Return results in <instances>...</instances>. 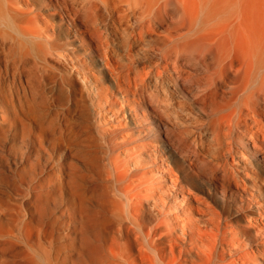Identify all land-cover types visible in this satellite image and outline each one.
<instances>
[{
  "label": "bare ground",
  "instance_id": "1",
  "mask_svg": "<svg viewBox=\"0 0 264 264\" xmlns=\"http://www.w3.org/2000/svg\"><path fill=\"white\" fill-rule=\"evenodd\" d=\"M0 114L26 206L61 208L0 228L2 264H264V0H0Z\"/></svg>",
  "mask_w": 264,
  "mask_h": 264
},
{
  "label": "rangeland",
  "instance_id": "2",
  "mask_svg": "<svg viewBox=\"0 0 264 264\" xmlns=\"http://www.w3.org/2000/svg\"><path fill=\"white\" fill-rule=\"evenodd\" d=\"M7 118L8 117L6 115L0 114V122L7 121ZM87 124L88 126H92L93 122L91 118L88 119ZM90 128H91L90 131H92V134H94L92 127ZM17 133H20V130H18ZM9 140H10V135L4 133V131L1 130L0 131V228L9 229L14 227V225L19 224L20 227H22L23 225V228H25V230L29 235L34 236L37 233V229L33 225L29 226L24 218L25 215L27 216L26 212H30L32 216L38 215V212H36L33 209L35 205L34 197L36 195H39L36 198V201H39V204L41 205L42 209L47 207L49 210H60L61 208L53 199H46V197L40 194L41 192L48 190L46 188L38 189V191H34L32 194H30L31 200L30 202H28V205L26 206L25 201L27 198V191L32 187L34 183H36V181H42L41 176L38 175L37 173L34 176L33 174H30L28 171L26 173V171L22 169V163H21L22 156L20 150L18 148H15L14 152L12 151L11 154L8 152L7 148H5L7 142H10ZM79 148L75 147L76 150H83L86 152L89 151V149L86 148H81V149ZM90 151L91 152L88 155H90V159L92 160L91 163H85L86 162L85 159L81 157H77L76 155H73V158L76 157L75 162L73 163L74 164L76 163L75 166L77 165L76 167L80 169V171L82 170L81 172H83L84 174L92 175L93 173L98 174V172H101L103 174L104 166L107 164L108 155H109L107 149L105 147L99 146L97 148L90 149ZM46 157H47V152L45 153L44 151H41L40 158L42 160V163L43 160H46ZM86 165L90 166L88 170L86 169L87 168ZM26 169L28 170V167ZM47 172H49V169L44 170L45 174ZM100 184L102 185L101 188L102 192L104 191L103 199L108 201L114 199L113 197L114 185L110 182H107L104 178L103 181L100 178ZM89 185H91V182ZM66 191L68 192L67 188L63 191V195H62L63 199L65 200L64 201L65 203L67 201L69 202L70 200L67 198L68 193L66 195ZM91 207H95V204L94 205L91 204ZM66 219L67 218L63 216L60 217L58 221V225H56L55 227L57 234L59 233L58 235L62 238L61 242H69L70 241L69 236L72 233V226L67 223ZM14 220L16 222H14ZM21 221H25V222L23 223ZM103 230L105 233L110 235V227L104 225ZM0 238L6 240L12 238V236L3 234ZM1 249H2L1 251L6 255L5 257H3L6 260L16 259V254L20 253V257L24 258V264H34L32 262V258H28L29 256L25 254L24 250L22 249V246L11 244V242L3 241L1 244ZM21 249L22 251H20ZM72 253L73 251L69 249L62 251L57 256V259H55L54 263L55 264H85V263H81L80 258L73 256ZM39 263L45 264V262L41 259L39 260ZM0 264H2L1 258H0Z\"/></svg>",
  "mask_w": 264,
  "mask_h": 264
}]
</instances>
